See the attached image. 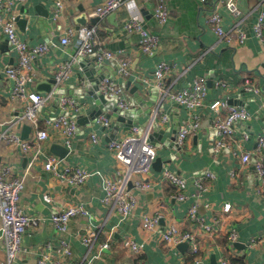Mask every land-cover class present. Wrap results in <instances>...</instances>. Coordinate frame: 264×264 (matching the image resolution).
<instances>
[{
	"label": "crops",
	"instance_id": "0c3cea01",
	"mask_svg": "<svg viewBox=\"0 0 264 264\" xmlns=\"http://www.w3.org/2000/svg\"><path fill=\"white\" fill-rule=\"evenodd\" d=\"M105 1L65 0L59 19H56L55 0H28L26 4L16 8L21 19L27 20L26 25H18L21 38L31 46L49 44L47 54L34 62L40 77L34 86L37 92L42 87H45L44 90L48 89L46 81L54 77L53 67L71 61L77 51L76 42L65 47L60 43L66 28L69 25L77 27L82 14L87 15V24L92 25L90 20L94 9ZM128 1L114 17L109 16L95 25L100 28V39L105 42L106 48L132 62V76L120 80L121 84L127 83L125 89L131 101L139 97L148 105H153V73L161 62L176 65L173 76L169 78V83H173L176 89L191 86L198 77H206L208 80L205 103L198 111L201 128L191 135L181 156L172 160L171 156L177 149L157 147V158L165 162L162 170L168 167L188 179L187 199L176 201L172 187L166 184L150 192L154 197H150V193L142 196L140 205L130 218L121 219L105 205L103 199L106 196V179L114 175L117 165V160L107 145L110 140L127 135L130 128L125 126L126 123L117 128V120L112 121L111 128L93 122L90 115L97 104L90 96H84L80 100L87 107L80 116L87 121L78 123L79 130L71 149L63 153V148L66 149L64 141L53 134L52 139L42 142L41 159L26 176L22 204L31 216H39L43 220L38 229L25 234V251L15 264H38L39 258L45 253L58 256L62 241L70 245V259L78 264H221L224 259L231 261L233 256L235 260L232 264H264V243L251 246L252 239L264 235V196L258 192V182L251 166L239 169V158L234 157L229 150H223L220 154L212 151L215 133L211 119V106L216 102L221 104L223 112L226 111L224 105L240 106L248 110L250 119L242 123L235 132L242 152L254 150L258 136L264 134V116L261 111L264 105V47L254 33V25L264 11V0H237L241 11L239 17L230 14L223 4L226 0H219L222 1L218 8L223 18V28L228 30L239 23L247 35L245 43L236 48L220 40L209 27L207 18L213 8L210 3L201 0H172L168 3V20L160 24L153 15L156 0ZM132 15L141 17L145 27L159 37L160 46L154 55H147L141 50L140 35L123 30L124 23ZM208 50L210 51L207 52ZM17 57L0 27V132L6 129L5 123L21 111V106L11 97L14 85L5 75V68L15 64ZM104 65L101 73L91 75L92 81H96L101 74L112 75L115 72L113 65ZM73 70V75L64 86L72 85L80 89V79L87 77L86 73L78 64L74 65ZM137 74L147 82L135 80ZM248 76H253L256 87L252 91L244 89V80ZM41 83L42 87L38 88ZM219 83H226L227 88H222ZM155 104L151 106L153 111ZM164 112L169 115L170 120L161 125L166 131L162 143L178 134L182 123L192 116L186 108L174 103H167ZM59 113V108L54 109L53 104L45 109V114L51 116ZM144 113L145 110L138 114L133 123L146 124L150 117L144 116ZM27 128L29 127L22 126L19 129L24 140L32 136L31 129L27 132ZM92 133L99 137L98 144L91 143L89 136ZM245 133L248 139L243 140ZM48 155L61 159V168L71 165L89 171L92 174L89 181L81 187L60 182L44 168L42 160ZM30 161L31 158L20 149H11L4 144L0 146V164L10 166L15 176H23ZM151 170V181L162 173L153 166ZM206 170L213 171L216 179L209 181L208 190L196 199L194 177ZM232 171L238 172L237 178L230 176ZM196 201L200 217L209 221L221 216L229 229L237 231L236 243L230 244L225 233L207 236L203 229L187 220L188 212ZM159 202L162 203L160 226L153 233L145 232L141 226L142 215L153 212ZM72 205L84 206L89 215L72 220L66 233H58L51 217L55 211ZM225 205H231L229 214L223 213ZM170 225H176L185 232L193 230L197 233L201 241V251L197 257L190 256L187 244L171 247L161 243V234ZM87 233L95 236L91 250L82 241V236ZM108 238L112 239L111 248L101 250V245ZM131 240L142 247L143 254L138 257L132 255L126 245ZM6 260L5 250L0 244V262Z\"/></svg>",
	"mask_w": 264,
	"mask_h": 264
},
{
	"label": "built area",
	"instance_id": "2783aa9c",
	"mask_svg": "<svg viewBox=\"0 0 264 264\" xmlns=\"http://www.w3.org/2000/svg\"><path fill=\"white\" fill-rule=\"evenodd\" d=\"M28 0H0V27L9 42L12 50L17 54L15 64L5 68V75L13 83L12 99L21 106V111L5 123L6 129L0 132V146L3 144L11 149H20L27 157L31 158L27 171L23 176L17 177L13 174L10 166L0 164V244L3 246L7 260L0 264H15L24 253L23 240L27 231L38 229L42 224V217L31 216L22 204V196L25 190L26 176L36 162L41 159V144L43 141L52 139L53 134H57L63 141L67 149H71L78 133L77 117L82 115L87 105L81 100H76L70 94H65L58 98L56 89L65 87V82L73 75L74 65L78 64L79 58L88 59L94 56L98 64H110L114 67L112 75H104L97 84L95 93L103 95L108 99L116 101L119 111H128L134 105L127 96L124 84L120 80H126L132 76L131 60L122 58L118 53L106 48L105 42L100 39V28L98 25H84L79 28L69 25L61 38V45L68 46L76 42L77 51L71 61L63 64H56L54 69V88L46 94L38 93L34 86L40 80L39 74L34 66L35 60L44 56L49 51V44L31 46L24 41L18 31V21L20 17L17 12L19 5H24ZM56 1V19H59L65 0ZM134 1V0H130ZM153 2L154 0H145ZM153 15L157 22L164 24L167 22L170 12L168 3L172 0H156ZM210 3L213 8L208 15L207 22L212 31L220 40L226 41L231 47L243 45L247 39L245 31L239 23L232 28H223V18L219 12L218 5L222 1L201 0ZM128 0H106L97 6L92 16L99 20H104L112 14L120 11ZM224 6L234 17H239L241 11L238 8L237 0H226ZM123 30L130 34L140 35L141 50L147 55H154L160 46L159 37L145 27L144 21L138 15H132L123 25ZM254 33L260 45L264 47V11L258 17L254 25ZM208 50L207 52H209ZM176 65L161 62L153 73V86L158 90V99L150 120L144 125H133L128 134L108 142V149L114 154L117 160L115 173L106 179V196L103 203L119 215L121 219L130 218L135 209L140 205V198L153 192L158 186L170 185L174 191L173 198L176 201L187 199L186 190L188 179L183 175L171 171L164 167L160 176L151 181V169L157 158V146L152 140L153 125L160 127L169 122L170 117L164 112L167 103H174L186 108L192 113L191 118L185 120L179 128L177 134V152H182L191 135L201 128V118L198 111L204 106L208 93V80L206 77H198L189 87L176 89L173 83H169V78L173 76ZM137 81L147 82L140 75L134 77ZM89 83V79L81 77L80 89H84ZM222 88H227L226 83H219ZM255 87L253 76H248L244 80V89L252 91ZM56 99H59L58 108L61 113L55 116L45 114V109L49 108ZM219 102L211 106L213 110L212 124L215 139L212 151L220 154L223 150H229L234 157L240 161L239 169L251 166L254 176L258 182V192L264 196V134L258 136L256 148L252 151L242 152L240 142L236 138V130L242 123L250 119V113L244 107L235 105H224L225 112L220 109ZM264 116V105L261 109ZM112 112L106 110L95 119V123L102 127H112ZM28 126L32 136L28 140L22 139L19 129ZM91 143L98 144L99 137L92 133L89 136ZM248 139V135H243V140ZM45 170L53 173L60 182L68 185L81 187L85 185L90 176L89 171L80 166L67 165L62 167V160L56 156L48 155L42 160ZM61 168V170H60ZM237 169V170H239ZM231 177L237 178L238 172L232 171ZM216 174L211 170H206L194 177L196 193L194 197L199 199L208 190L209 181L215 180ZM156 183V184H154ZM159 202L157 208L152 212L142 215L141 226L145 232H155L161 223L162 214ZM197 201L191 206L187 220L195 226L203 229L205 234L220 235L225 233L230 244L236 243L238 233L229 229L223 217L217 216L206 221L197 213ZM231 205L223 207V213L229 214ZM89 215V211L82 205H72L64 209L57 210L51 217L52 224L58 233H66L69 224L77 218H84ZM94 235L87 233L82 236L83 243L89 248L93 247ZM161 243L171 247L188 244L191 257H197L201 251V241L197 233L193 230L185 232L176 225H170L160 237ZM112 239L108 238L102 245L101 250L111 248ZM264 243V235L252 239L251 246H258ZM132 255L138 257L143 254L142 247L134 240L126 244ZM71 249L66 241L61 242V249L58 256L50 253L43 254L38 264H78L70 259ZM232 258H235L234 256ZM82 264V263H81ZM221 264H231L228 259L222 260Z\"/></svg>",
	"mask_w": 264,
	"mask_h": 264
},
{
	"label": "water",
	"instance_id": "95a60500",
	"mask_svg": "<svg viewBox=\"0 0 264 264\" xmlns=\"http://www.w3.org/2000/svg\"><path fill=\"white\" fill-rule=\"evenodd\" d=\"M115 14H112L110 17H114ZM17 23L19 26H24L27 24V20H22L21 17H19L17 19ZM100 20L98 18H92L90 20L92 25H95L99 22ZM89 22L88 17L86 14H82L81 17H79V20L77 21V28H79L80 26H84L87 25V23ZM78 65L80 67L83 68V70L86 73V78L89 79V83L87 84V86L84 89H76L74 86L72 85H67L65 87H58L56 89V94L58 96V98L62 97L65 94H71L75 97L76 100L80 101V99H82L84 96H90L93 101H95V103L97 104V107L95 108V110L91 113L90 116H92V120L93 122H95V119L103 114L106 110L114 113L113 115V119L117 120V125L116 127L119 128L121 127V125H124L127 128H131L133 125H135L133 123V119H135V117L140 114L143 110H145L144 116L146 117H151L152 116V109L151 106H153L157 99H158V90L156 88H153V105L151 104L148 105L142 98H137V100L133 101V107L128 110V111H119L116 107V101L113 99H108L107 97L103 96V95H98L97 93H95L96 89H97V84L98 82L103 79L104 74H101L100 77L96 80V81H92L91 80V75L93 73H97L103 70V68L105 67L104 64H98L94 58V56L85 59V58H79L78 61ZM111 69V68H110ZM93 71V72H92ZM1 78V76H0ZM48 89H45V87H42V83L38 85V88H40V86L42 87V90H38V93H46L48 90H50L56 83L55 79L52 78L48 81H46ZM130 84V83H128ZM127 83H124V86H126ZM59 104V99H56V101H54L53 103V108L55 109L56 107H58ZM242 104V103H240ZM61 113V112H60ZM116 115V116H115ZM87 121V119H84L82 116H78L77 117V123L79 124H83ZM264 121V119H263ZM137 124V123H136ZM30 129L27 128L26 131L28 132ZM79 130V129H78ZM26 132V133H27ZM166 131L160 127L158 124H154L153 125V135H152V140L154 141V143L156 144L157 147H161V146H165L168 147L169 149H177V145H176V140H177V134H174L173 137H171L170 139H168V141H166L165 143H162L163 137L165 136ZM25 135V132H24ZM24 138V137H23ZM58 148V146H56ZM63 150L65 152L63 153H67L69 151V149H65L63 148ZM68 150V151H67ZM176 154V155H175ZM175 154H172L171 158L172 160H175L176 157H180L181 153L180 152H176ZM164 161H162V159L157 158L156 161L153 164L154 169H158V171H162V166L164 165ZM150 197H154L153 193H150ZM188 245V244H187Z\"/></svg>",
	"mask_w": 264,
	"mask_h": 264
},
{
	"label": "trees",
	"instance_id": "16d2710c",
	"mask_svg": "<svg viewBox=\"0 0 264 264\" xmlns=\"http://www.w3.org/2000/svg\"><path fill=\"white\" fill-rule=\"evenodd\" d=\"M234 260H235V258L231 259V264L233 263Z\"/></svg>",
	"mask_w": 264,
	"mask_h": 264
}]
</instances>
